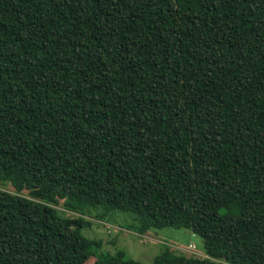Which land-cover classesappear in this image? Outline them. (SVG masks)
<instances>
[{"label":"trees","instance_id":"trees-1","mask_svg":"<svg viewBox=\"0 0 264 264\" xmlns=\"http://www.w3.org/2000/svg\"><path fill=\"white\" fill-rule=\"evenodd\" d=\"M97 206L264 264V0H0V264H143Z\"/></svg>","mask_w":264,"mask_h":264},{"label":"rangeland","instance_id":"rangeland-1","mask_svg":"<svg viewBox=\"0 0 264 264\" xmlns=\"http://www.w3.org/2000/svg\"><path fill=\"white\" fill-rule=\"evenodd\" d=\"M3 187L9 192H15L11 184H6ZM21 193L26 195L28 190H22ZM56 207L64 216L77 215V213L64 210L62 200ZM83 213L85 219L90 220V226L82 228V233L100 241L103 251L115 253L120 250L124 257L132 258L143 264H150L165 247L174 253L186 256H205L202 251V238L189 229L163 227L141 234L133 228L137 224V218L132 212L108 210L97 206L91 207ZM189 244H193L195 248H189ZM92 260L90 259L87 264H91Z\"/></svg>","mask_w":264,"mask_h":264},{"label":"built area","instance_id":"built-area-1","mask_svg":"<svg viewBox=\"0 0 264 264\" xmlns=\"http://www.w3.org/2000/svg\"><path fill=\"white\" fill-rule=\"evenodd\" d=\"M188 247H189V248H190V247H194V245H193V244H189ZM194 248H195V247H194Z\"/></svg>","mask_w":264,"mask_h":264}]
</instances>
